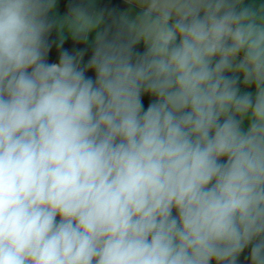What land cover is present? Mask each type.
<instances>
[{
  "label": "clouds",
  "instance_id": "obj_1",
  "mask_svg": "<svg viewBox=\"0 0 264 264\" xmlns=\"http://www.w3.org/2000/svg\"><path fill=\"white\" fill-rule=\"evenodd\" d=\"M0 0V264H264V0Z\"/></svg>",
  "mask_w": 264,
  "mask_h": 264
},
{
  "label": "trees",
  "instance_id": "obj_2",
  "mask_svg": "<svg viewBox=\"0 0 264 264\" xmlns=\"http://www.w3.org/2000/svg\"><path fill=\"white\" fill-rule=\"evenodd\" d=\"M66 2V0H62L61 8H63V3ZM107 4L110 7H117L122 8L121 0H101V5Z\"/></svg>",
  "mask_w": 264,
  "mask_h": 264
}]
</instances>
